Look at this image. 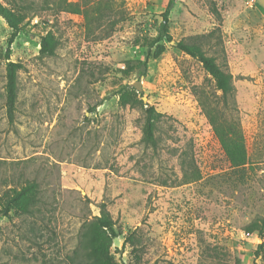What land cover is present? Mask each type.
<instances>
[{"label": "rangeland", "instance_id": "obj_1", "mask_svg": "<svg viewBox=\"0 0 264 264\" xmlns=\"http://www.w3.org/2000/svg\"><path fill=\"white\" fill-rule=\"evenodd\" d=\"M0 1L29 30L10 44L0 15V196L32 180L40 191L33 214L0 206V264H94L102 202L121 231L114 264H264V0ZM170 1L174 41L155 58ZM214 29L202 48L225 60L239 108L226 146L202 106L231 121L216 81L175 45ZM49 31L56 53L40 57ZM9 61L23 64L13 122ZM142 104L170 116L157 150L141 142Z\"/></svg>", "mask_w": 264, "mask_h": 264}, {"label": "trees", "instance_id": "obj_2", "mask_svg": "<svg viewBox=\"0 0 264 264\" xmlns=\"http://www.w3.org/2000/svg\"><path fill=\"white\" fill-rule=\"evenodd\" d=\"M172 1V0H171ZM161 14L162 20L160 23V30L158 36L151 42L150 46H155L153 57L160 56L166 49L163 39L168 41H174V38L168 30L170 5ZM0 15L3 16L10 27L13 28V36L10 40L12 43L14 37L20 32L24 31L29 33V30L25 26L21 25L20 18L10 8L6 7L0 1ZM216 35V29L213 31L195 35L188 38L175 41L176 47L186 52L188 55L197 58L203 68L211 75L216 81L218 89L221 94L218 96V102H220L224 109L231 116L229 122H219L214 116L213 112L208 110L206 104L202 102V106L205 109L206 115L210 124L213 126L216 135L220 141L226 146L231 141L232 136H238L240 128L238 119L234 118L235 113L239 111L236 101V86L234 84V75L228 70L227 64L224 60L223 64L218 62L217 56L208 55L206 50L202 48L203 42H210ZM220 44L223 45V40L219 36ZM40 57L55 55L57 50V39L52 32H47L39 39ZM223 49V48H222ZM10 51V48L8 49ZM143 70L142 74L147 73L146 62H141ZM23 68V64L16 61H9L6 67V112L10 122L14 121L16 102L18 98V73ZM120 102L122 105L135 106L138 103V99L133 96L132 90H128L125 87L119 90ZM143 109V121L141 124V142L145 146L151 147L157 150L160 146V140L157 136L159 124L165 117H170L166 113L158 111L154 105H141ZM228 123V124H227ZM181 157V156H180ZM187 162L186 158L182 157V163ZM189 163V162H187ZM195 173V172H194ZM39 184L37 181H27L20 187H15L9 192L0 196L1 211L4 215H9L11 211H16L22 214H33L35 206L39 203ZM100 214L95 216L90 222L92 231L91 241V255L93 257L94 264H114L110 257V249L114 242V238L119 236L121 231L117 226V221L113 218L106 202H102L100 205Z\"/></svg>", "mask_w": 264, "mask_h": 264}, {"label": "water", "instance_id": "obj_3", "mask_svg": "<svg viewBox=\"0 0 264 264\" xmlns=\"http://www.w3.org/2000/svg\"><path fill=\"white\" fill-rule=\"evenodd\" d=\"M136 85L138 86V84H136ZM119 243H120V242H119L118 237H115V238H114V244H115V245H119Z\"/></svg>", "mask_w": 264, "mask_h": 264}]
</instances>
